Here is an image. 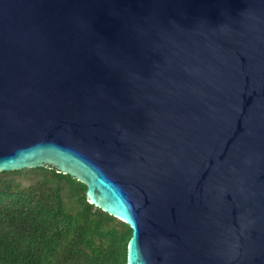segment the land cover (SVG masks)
I'll return each mask as SVG.
<instances>
[{"label":"water","instance_id":"1","mask_svg":"<svg viewBox=\"0 0 264 264\" xmlns=\"http://www.w3.org/2000/svg\"><path fill=\"white\" fill-rule=\"evenodd\" d=\"M42 165L127 264H264V0H0V171Z\"/></svg>","mask_w":264,"mask_h":264},{"label":"trees","instance_id":"2","mask_svg":"<svg viewBox=\"0 0 264 264\" xmlns=\"http://www.w3.org/2000/svg\"><path fill=\"white\" fill-rule=\"evenodd\" d=\"M55 167L0 171V264H127L128 224Z\"/></svg>","mask_w":264,"mask_h":264}]
</instances>
